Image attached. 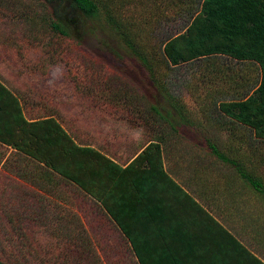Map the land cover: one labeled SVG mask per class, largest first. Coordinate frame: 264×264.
I'll return each instance as SVG.
<instances>
[{
	"label": "trees",
	"instance_id": "obj_1",
	"mask_svg": "<svg viewBox=\"0 0 264 264\" xmlns=\"http://www.w3.org/2000/svg\"><path fill=\"white\" fill-rule=\"evenodd\" d=\"M34 1L39 34L13 31L3 51L9 55L15 47L26 56L22 40L37 46L43 38L47 48L80 49L57 8L49 0ZM56 1H67L85 17L105 11V22L167 106L153 104L123 78L122 98L141 113L134 121L139 123L131 124L145 125L151 137L122 161L101 145L76 140L51 106L43 104L40 113L29 92L19 96L0 80V250L8 257L0 264H121L112 255L114 238L125 249L126 264H264V255L209 210L202 190L218 187L190 177L196 169L214 172L225 179L223 190L236 183L238 195L264 199L263 179L247 168L258 153L264 157V0H179L173 20L179 26L170 27L168 14L158 16L162 31L150 49L135 20L116 7L99 0ZM10 10L0 15L17 21L20 10ZM186 95L196 101L197 113ZM182 128L201 144L186 139ZM164 150L184 152L188 159L175 156L179 172H188L171 175ZM76 221L83 222L77 230ZM52 231L58 243L48 241Z\"/></svg>",
	"mask_w": 264,
	"mask_h": 264
},
{
	"label": "rangeland",
	"instance_id": "obj_2",
	"mask_svg": "<svg viewBox=\"0 0 264 264\" xmlns=\"http://www.w3.org/2000/svg\"><path fill=\"white\" fill-rule=\"evenodd\" d=\"M99 1L110 9L116 7L114 9H117L116 12L123 18L134 19L137 25L135 27L141 28V38L147 44L145 46L147 49L160 38L162 30L158 27V16L168 14L171 17L168 20L172 21L170 27L179 26L173 21L177 19V7L181 3L179 0H168L171 3L169 6L165 5L167 0ZM48 3L52 10L57 8L62 19L69 24L72 35L81 45L80 49L67 47L62 50L56 46L47 48L43 45L45 42L43 38L42 42L40 41L42 44L37 46L27 45L22 40L21 47L24 48L26 56L18 55L15 47L7 55L2 49L7 37H15L14 33L21 32L22 36H25L23 32L32 34V37L35 33V37L39 34L38 17L36 19L34 17L36 14L34 11L38 10L39 6L36 8L34 0H0V14L11 11V8L14 11L16 8L20 10L17 21L13 16L8 18L0 15L1 82L19 96L29 92L33 102L38 103V107L41 108L40 113L45 109L43 104L51 106L58 121L76 140L101 145L119 160L128 159L146 144L151 132L145 125L142 128L131 124L139 123L134 121L141 117V113L135 112L136 107H132L122 98L123 78L130 79L140 86L153 104L166 107L165 100L156 92L146 72L105 22V11L101 10L97 17H85L80 11L72 9L67 1L58 3L56 0H49ZM9 14L12 15L11 12ZM28 16L33 17L30 21H25ZM33 65L34 68H31ZM188 97L187 95L185 97L186 104L192 112L197 113L196 101ZM25 114L30 117L32 112L27 110ZM181 131L186 139L201 144L196 133L186 128H182ZM169 153L170 151L167 153L164 150L165 169L171 175L175 173L178 176L188 172V167H184V172H179L180 157L177 158L175 155L178 153L185 157L184 159L188 156H184L186 154L180 150H173L170 155ZM258 154L253 159L254 165L247 168L253 169L264 181V157L261 159L263 155ZM192 173L194 174L190 177L196 180L193 182L209 179L219 189L202 190L208 198L211 213L250 249L261 256L264 255V199L250 192L238 195L233 187L236 183H232V187L224 191L222 187H226L225 179L214 176V172L207 176L204 171L196 169ZM70 210L80 216L76 209ZM81 223L75 222L76 230ZM47 236L50 243L60 241L54 231ZM87 239L93 242L90 234ZM120 243V240L114 238L112 255L121 264H126L129 258L126 257L125 249ZM0 258L8 259L7 253L0 250Z\"/></svg>",
	"mask_w": 264,
	"mask_h": 264
}]
</instances>
